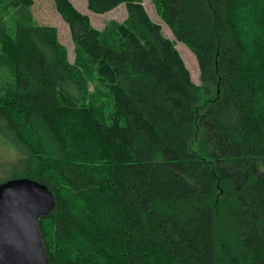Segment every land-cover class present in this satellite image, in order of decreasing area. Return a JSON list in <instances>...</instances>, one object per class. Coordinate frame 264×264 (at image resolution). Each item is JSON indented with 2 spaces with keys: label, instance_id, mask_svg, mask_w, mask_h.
<instances>
[{
  "label": "trees",
  "instance_id": "1",
  "mask_svg": "<svg viewBox=\"0 0 264 264\" xmlns=\"http://www.w3.org/2000/svg\"><path fill=\"white\" fill-rule=\"evenodd\" d=\"M86 2L126 17L99 30L53 0L70 62L33 0H0V120L25 151L8 178L54 194L49 264H264V0H152L175 40L142 0Z\"/></svg>",
  "mask_w": 264,
  "mask_h": 264
},
{
  "label": "water",
  "instance_id": "2",
  "mask_svg": "<svg viewBox=\"0 0 264 264\" xmlns=\"http://www.w3.org/2000/svg\"><path fill=\"white\" fill-rule=\"evenodd\" d=\"M55 207L53 192L29 177L0 183V264H49L39 220Z\"/></svg>",
  "mask_w": 264,
  "mask_h": 264
},
{
  "label": "rangeland",
  "instance_id": "3",
  "mask_svg": "<svg viewBox=\"0 0 264 264\" xmlns=\"http://www.w3.org/2000/svg\"><path fill=\"white\" fill-rule=\"evenodd\" d=\"M73 6L81 13L86 14L91 25L96 29H103L110 20L122 22L126 17V9L124 4H120L112 10L105 13H94L87 8L86 0H69ZM143 6L146 9L151 20L159 24L162 34L170 40H175L168 26L157 14L152 0H142ZM33 19L38 24L52 25L57 28L58 39L67 50L68 60L73 62L74 59V44L71 37L70 29L67 23L61 18L60 14L54 7L53 0H33L31 6ZM10 25L11 20H7ZM175 47L183 59L194 84L199 85V67L193 52L182 42H175ZM202 98L205 96L202 94ZM106 99V96H104ZM196 147V144L194 145ZM25 151L21 146H18L13 140L10 132H8L3 122L0 120V178L6 179L11 176L10 168L16 163L19 157L24 155ZM18 159V160H17Z\"/></svg>",
  "mask_w": 264,
  "mask_h": 264
}]
</instances>
